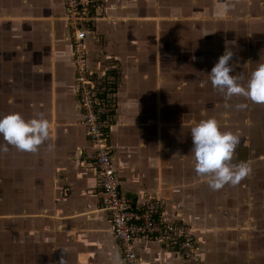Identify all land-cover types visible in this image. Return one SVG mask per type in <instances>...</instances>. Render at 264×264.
<instances>
[{
    "label": "crops",
    "instance_id": "1",
    "mask_svg": "<svg viewBox=\"0 0 264 264\" xmlns=\"http://www.w3.org/2000/svg\"><path fill=\"white\" fill-rule=\"evenodd\" d=\"M101 1L104 15L87 38V52L90 68L116 102L109 133L123 195L162 198L164 218L184 221L200 238L201 264H259L264 229L251 221L264 211H247V197H238L232 184L210 188L194 170L190 132L180 136L176 130L190 129L208 112H215L222 130L226 106L234 111L247 104L252 118L263 103L240 95L225 99L212 86L208 53L192 55L209 48L208 38L192 37L191 21L176 22L178 5L186 15L189 1ZM236 12L249 14L248 53L243 57L240 46L231 73L244 84L264 62V0H248ZM65 16L62 0H0V114L28 119L39 112L50 123L49 138L37 151L12 145L0 151V216L7 218L10 239L1 247L15 258L23 254L25 264H60L62 257L63 264H124L101 205ZM240 147L232 163L247 158ZM136 250L143 264H190L155 238H139Z\"/></svg>",
    "mask_w": 264,
    "mask_h": 264
},
{
    "label": "built area",
    "instance_id": "2",
    "mask_svg": "<svg viewBox=\"0 0 264 264\" xmlns=\"http://www.w3.org/2000/svg\"><path fill=\"white\" fill-rule=\"evenodd\" d=\"M62 1L75 67L76 95L83 114V125L94 148L92 167L98 175L101 205L109 214L112 233L124 264H143L136 250V241L141 237L155 238L168 252L178 254L190 264H201L200 238L184 221L164 218L162 198L149 195L134 201L123 195L121 180L114 168L109 133L116 102L110 93L112 88L109 90L90 68L87 52V38L96 34L105 6L101 0Z\"/></svg>",
    "mask_w": 264,
    "mask_h": 264
},
{
    "label": "rangeland",
    "instance_id": "3",
    "mask_svg": "<svg viewBox=\"0 0 264 264\" xmlns=\"http://www.w3.org/2000/svg\"><path fill=\"white\" fill-rule=\"evenodd\" d=\"M187 1H189V7L187 6L186 15L183 14L185 13L183 10L184 8L178 5V15L176 18L179 19H176V22H178L177 25H180V21H191L192 24L189 30L191 36L194 38L196 35L197 38L200 36L198 39L205 36L208 38L209 42V48L193 52L192 55L194 54V57L196 55V57H199L204 54V51H206L210 63L212 61V63L209 64L210 70L215 63L216 58L222 55L226 48L233 52V56L229 61L230 64H232L236 58V53L240 51L244 53L243 57H245V53H248L249 14L244 13V15H240V13L236 11L239 8H243L244 5L248 6V0ZM149 17L156 18L155 20H157V16L155 15H150ZM239 18H243V20ZM181 27L182 26H177L176 29L184 31ZM182 34V37H184V32ZM240 46L241 50L239 51ZM177 48L180 49V46H177ZM230 103H232V98ZM227 107L228 106H226L224 111L226 127H223L222 130H230L236 133V129L238 128L241 139L240 143L236 146L234 153L238 152L239 146H241V150H243V148L246 149L247 158L242 157L241 161L248 162L251 167L250 173L241 180L242 183L239 182L236 185H232L230 189L237 194L239 193L240 196L237 195L238 197H247V211L250 208L252 215L254 214L253 210H256L259 214L261 211H264V103L263 105H259L258 108L252 109V118L250 117V110L248 108H234L233 111V108ZM210 111H212V109H210ZM214 115L215 112H208L209 117ZM232 116L237 122L234 126H231ZM250 119L252 120V123L248 125L247 123ZM176 132H179L180 136H184L186 132H189V129H177ZM240 185L244 186L242 190L237 188ZM0 209H2V207H0ZM3 209L5 210V208ZM5 213L9 216L7 211ZM0 218H5V216H0ZM0 221H6V224H3V227L0 225V264H12L15 262L17 264H25L23 254L21 258H15L13 255L14 253L8 252L6 251V248L4 249V247H1L8 246L10 239L7 234V218L1 219ZM251 223L255 225L257 230L264 229V226H261V224H264V216H261V218L256 217V220L251 221ZM5 234H7V237ZM257 247V251L261 253L259 256H256L255 259L259 264H264V240L262 242L258 241Z\"/></svg>",
    "mask_w": 264,
    "mask_h": 264
},
{
    "label": "clouds",
    "instance_id": "4",
    "mask_svg": "<svg viewBox=\"0 0 264 264\" xmlns=\"http://www.w3.org/2000/svg\"><path fill=\"white\" fill-rule=\"evenodd\" d=\"M233 52L225 49L208 72L212 86L223 93L225 98L240 95L253 103H264V62L253 69L244 84L232 73L229 63ZM237 109L247 104H236ZM194 158V170L202 176L209 187L219 189L225 184H238L251 171L248 162L232 163V156L241 137L230 130H221L215 117L193 120L189 129ZM50 135V123L43 113H36L25 119L20 113L0 114V151H8V145L19 151L35 152ZM66 252V249H62ZM60 264H63V257Z\"/></svg>",
    "mask_w": 264,
    "mask_h": 264
}]
</instances>
